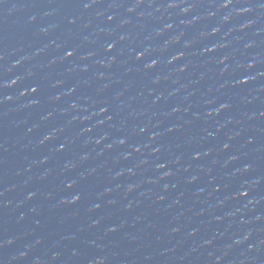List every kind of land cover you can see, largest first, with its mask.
<instances>
[{"label": "water", "instance_id": "obj_1", "mask_svg": "<svg viewBox=\"0 0 264 264\" xmlns=\"http://www.w3.org/2000/svg\"><path fill=\"white\" fill-rule=\"evenodd\" d=\"M0 264H264V0H0Z\"/></svg>", "mask_w": 264, "mask_h": 264}, {"label": "clouds", "instance_id": "obj_2", "mask_svg": "<svg viewBox=\"0 0 264 264\" xmlns=\"http://www.w3.org/2000/svg\"><path fill=\"white\" fill-rule=\"evenodd\" d=\"M244 82H246V81H244ZM12 83L15 84L16 81H13ZM34 91H35V89H33V92H34ZM245 170H247V169H245ZM69 187H71V185H69Z\"/></svg>", "mask_w": 264, "mask_h": 264}, {"label": "snow or ice", "instance_id": "obj_3", "mask_svg": "<svg viewBox=\"0 0 264 264\" xmlns=\"http://www.w3.org/2000/svg\"><path fill=\"white\" fill-rule=\"evenodd\" d=\"M72 55V53H69V56H71Z\"/></svg>", "mask_w": 264, "mask_h": 264}]
</instances>
